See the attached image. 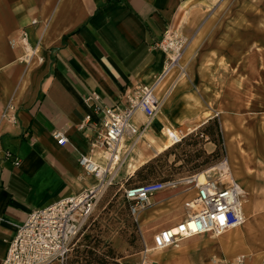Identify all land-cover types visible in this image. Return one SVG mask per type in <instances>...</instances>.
<instances>
[{
  "label": "crops",
  "instance_id": "crops-1",
  "mask_svg": "<svg viewBox=\"0 0 264 264\" xmlns=\"http://www.w3.org/2000/svg\"><path fill=\"white\" fill-rule=\"evenodd\" d=\"M238 1L230 12L236 11ZM253 1L249 0L253 10L247 14L254 24L250 28L259 29ZM232 2L0 0V167L3 172L0 183V264L7 256L18 227L33 211L78 195L94 183L79 164L83 155L94 159L97 149L92 152V143L100 131L98 117L86 99L96 94L105 106L127 105V93L154 84L163 73L167 56L156 45L166 31L177 32L189 41L201 37L196 50L203 51L216 40V34L227 17L213 32L212 27ZM35 20L36 24L33 23ZM22 31L27 33L31 47L37 48V56L43 58V63H39L37 57L30 64L20 61L24 48L19 43L12 46L11 41L17 40ZM238 45L243 47V42ZM240 58L239 66L229 57L224 59L225 62H215L212 68L214 92L223 91L219 76L223 68L242 72L245 55ZM257 59L255 55L254 60ZM179 77L176 71L162 80L164 85L156 93L161 103L160 113L130 157L137 166L122 169L120 176L125 174L131 178L150 160L156 159H151L152 153L154 156L155 153L166 154L163 150L168 142V132L177 133L179 137L187 135L183 139H198L197 132L218 118L212 119L214 116L221 114L207 102L192 81L177 83ZM9 106L14 110L9 111ZM7 113L16 116L15 123L3 117ZM88 115L92 116L90 123L85 121ZM142 115L137 113L134 118L138 126L146 121ZM55 131H61L67 137L65 146L58 145L53 135ZM140 142L146 146L142 145V148ZM130 143L127 141L125 145ZM216 148L214 142L205 143L209 154ZM230 154L228 150V166L233 170ZM247 190L245 188L250 195L251 191ZM196 196L197 190L185 185L157 193L141 211L144 220L141 229L146 234L151 224H157L156 234L186 220L192 211L185 207V203ZM254 202L259 208L258 220L264 224V201L256 195L255 201L244 206L245 218L248 210L257 213ZM254 219H257L255 214L248 226L219 238L205 234L185 239L157 258L150 253L153 243L146 245L152 248L149 263L224 264L219 258L222 257L227 264L234 256L233 243L253 233ZM251 243L257 250L250 264H264V236H257Z\"/></svg>",
  "mask_w": 264,
  "mask_h": 264
},
{
  "label": "rangeland",
  "instance_id": "rangeland-1",
  "mask_svg": "<svg viewBox=\"0 0 264 264\" xmlns=\"http://www.w3.org/2000/svg\"><path fill=\"white\" fill-rule=\"evenodd\" d=\"M253 2L256 6L255 17L259 29L250 28L254 24L247 12L253 10L252 3L249 0H239L236 11L230 12L234 6L236 7L237 0H233L212 27L211 32L215 31L220 22L227 17L216 34V40L203 51L197 52L201 37L193 39L181 56L180 67H186L187 75L194 86L212 107L221 112L219 116L212 118L218 117L215 122L208 123L204 127L209 135L200 136L198 140L197 137L186 138L181 146L166 154L155 153L154 156L152 153L151 159L154 157L156 159L150 160L152 162L149 161V164L132 175V179L122 174L118 182L109 188L101 199L94 217L76 241L66 264H86L85 259H88L89 252L102 257L100 264L139 262L146 245H152L153 236L158 228H156L157 224L150 223V231L145 234V230L141 229L144 223L142 213L137 217L138 221L131 215L129 205L123 196L124 189L155 180L185 177L195 172L204 173L203 171L217 166L223 160L228 161V150L233 158L236 178L240 185L251 191L246 201L252 203L253 200L255 201V195L259 200L264 201V21H261L264 19V0ZM242 42L243 47L242 45L239 47L238 44ZM244 55L243 73L236 69L230 70V73L223 68L219 75L223 82V91L214 92L212 68L215 62L224 61L229 57L239 66L242 59L240 57ZM255 55L258 57L257 60H254ZM210 139H225V148L223 140L221 146L216 145V149L219 148L221 151L218 150L214 156L210 155L205 150V143L213 142ZM196 141L197 144L193 145ZM255 210L257 219L256 221L254 219L253 233L241 238L240 242L233 243L234 256L227 264H234L238 257H244L245 263L250 264L257 250L251 241L257 236H264V224L258 220L257 204ZM262 210L264 211V208ZM164 251L152 250L150 253H153L152 257L157 258L164 255ZM219 258L223 259L224 264L226 263L224 258ZM160 264L163 263L160 261Z\"/></svg>",
  "mask_w": 264,
  "mask_h": 264
},
{
  "label": "built area",
  "instance_id": "built-area-1",
  "mask_svg": "<svg viewBox=\"0 0 264 264\" xmlns=\"http://www.w3.org/2000/svg\"><path fill=\"white\" fill-rule=\"evenodd\" d=\"M33 23L36 24L37 21ZM18 43L24 48L21 62L30 64L37 57L38 62L43 63V58L37 56V48L31 47L25 31H22L17 40L11 41L12 46ZM189 43L188 38L177 32H165L162 41L156 45V48L167 56L163 74L159 75L158 79L166 76L179 65L180 58ZM176 70L179 71L178 76L186 73V67ZM155 89L156 87L142 86L134 92L127 93L125 106H105L96 94L86 99L94 115L98 117L97 126L100 128L96 141L92 143V152L102 148L105 158L103 162H96L93 157L83 155L79 160L86 176L92 177L94 183L78 195L62 198L47 208L33 211L27 221L18 227L2 264L67 263L76 241L94 217L101 199L108 189L118 182L126 161L130 159L135 146L144 138L150 122L157 115L161 103L155 94ZM8 110H14V107L9 106ZM139 112L146 119L141 126L134 121ZM3 117L12 123L17 120L15 115L8 113ZM85 121L90 123L92 116L88 115ZM84 127L85 125L82 126ZM53 135L58 145L65 146L68 143L67 137L61 131H55ZM168 138L174 146L183 141V137L173 133L168 134ZM127 141L131 143L125 145ZM203 172L206 176L204 181L201 180L200 173H195L169 180H155L124 189V199L129 205L131 215L137 221L141 211L157 193L183 185L197 190V196L185 203V207L192 211L191 214L174 227H167L157 232L153 236L154 249L167 250L185 239L205 234H222L237 229L244 223L246 194L231 173L227 160ZM2 176L0 167V183ZM149 250L145 247L141 260L134 264H151L148 259ZM244 263L245 258L238 257L234 264Z\"/></svg>",
  "mask_w": 264,
  "mask_h": 264
},
{
  "label": "bare ground",
  "instance_id": "bare-ground-1",
  "mask_svg": "<svg viewBox=\"0 0 264 264\" xmlns=\"http://www.w3.org/2000/svg\"><path fill=\"white\" fill-rule=\"evenodd\" d=\"M181 59H182V57L180 58V61H181ZM180 61H179V65L176 67V68H180ZM176 68L175 69H173L172 71H170L166 76H162L161 77V79H157V81L154 83V84H152V85H147L148 87H156V89H155V94L157 93V92H159V91H161V89H162V87H163V85H164V83L163 84H161V82H162V80L165 78V77H167L168 75H172V74H174V71L176 70ZM163 74V73H162ZM161 74V75H162ZM191 80H190V78L188 77V75H187V72L184 74V75H181L180 76V79H179V81L177 82V83H183V84H185V83H187V82H190ZM182 85V84H181ZM159 100V99H158ZM195 101L196 102H198V100L197 99H195ZM200 103V102H199ZM160 106H161V104H160ZM211 110V109H210ZM140 113V112H139ZM159 113H160V107H159V111H158V113H157V115L153 118V120L150 122V127L152 126V124H153V122H154V120L157 118V116L159 115ZM206 114V113H205ZM140 115H142L141 113H140ZM208 115H210V114H208ZM143 116V115H142ZM144 117V116H143ZM144 120H145V117H144ZM184 128V127H183ZM179 129V128H178ZM168 134H171L170 132H168L167 133V136H168ZM173 134H177V133H173ZM178 135V134H177ZM166 138V137H165ZM143 140V139H142ZM164 142V141H163ZM147 144V143H146ZM140 145H141V147H142V145H144V143L143 144H141V142H140ZM146 145H144V147H145ZM174 145L172 144V141L168 138V142L166 143V147H165V149L163 150V151H168L171 147H173ZM144 147H142V148H144ZM149 147V146H148ZM95 154H94V161H96V162H99V161H101V162H103L104 161V151H103V149L101 148V149H97V150H95V152H94ZM159 154V153H158ZM230 156H231V154H230ZM227 163H228V161H227ZM133 166H137V163L135 162V161H133V159H128L127 161H126V163H125V166L123 167V169H130L131 167H133ZM230 168V167H229ZM230 170H231V172L233 173V175L236 177V175H235V173H234V171L232 170V168H230ZM200 177H201V180L202 181H204V179L206 178V176H205V173H201L200 174ZM242 187V186H241ZM242 189L244 190V192H245V194H246V198H247V193H246V191H245V189L242 187ZM246 198H245V202H244V206H245V204H249L250 205V201L248 200V201H246ZM151 205V204H150ZM196 208V207H195ZM255 214V212H254V210H253V212H251V211H249L248 210V212H247V214H246V218H245V221H244V223L240 226V227H238L237 229L238 230H240V229H242L244 226H248L249 225V223H250V219H251V217L253 216ZM244 216H245V212H244ZM251 225V224H250ZM236 229V230H237ZM235 230V229H234ZM234 230H230V231H228V232H231V231H234ZM228 232H225V233H222V234H211L212 236H215V237H217V238H219L221 235H223V234H226V233H228ZM191 239V238H190ZM179 246V245H178ZM153 250L154 251H164V250H157V249H154L153 248Z\"/></svg>",
  "mask_w": 264,
  "mask_h": 264
},
{
  "label": "trees",
  "instance_id": "trees-1",
  "mask_svg": "<svg viewBox=\"0 0 264 264\" xmlns=\"http://www.w3.org/2000/svg\"><path fill=\"white\" fill-rule=\"evenodd\" d=\"M216 121V119H214L213 121H210V123L211 122H215ZM218 124H216V126H217ZM205 127V126H204ZM201 128L198 132H197V136H204V135H209L208 133H207V130H205L206 128ZM217 131L219 130V127L217 126ZM219 132V131H218ZM193 136V135H192ZM185 140H187V139H183V141H182V143H184V141ZM196 140H198V139H196ZM210 140H212L216 145H219V146H221L222 144H223V139H210ZM182 143H180V144H182ZM195 144H197V141L196 142H194L193 143V145H195ZM218 150H219V148L218 149H216L213 153H210V155H212V156H214V155H216L217 154V152H218ZM219 151H221V149L219 150ZM166 153H168V152H166ZM209 155V156H210ZM139 172V171H138ZM138 174H140V173H138ZM130 179H132V177L130 178ZM129 179V180H130ZM161 180H166V179H161ZM89 255H88V259H85V260H87V263L86 264H92L93 262H95L96 264H100L101 262H102V257L101 256H98L96 253H92V252H89L88 253ZM112 254V253H111ZM112 256H113V254H112ZM112 258H114V257H112Z\"/></svg>",
  "mask_w": 264,
  "mask_h": 264
}]
</instances>
